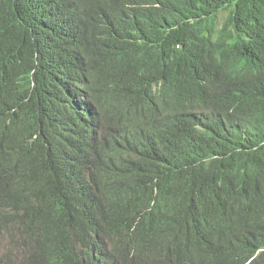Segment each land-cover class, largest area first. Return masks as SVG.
<instances>
[{
  "label": "trees",
  "instance_id": "trees-1",
  "mask_svg": "<svg viewBox=\"0 0 264 264\" xmlns=\"http://www.w3.org/2000/svg\"><path fill=\"white\" fill-rule=\"evenodd\" d=\"M0 152L28 264H264V0H0Z\"/></svg>",
  "mask_w": 264,
  "mask_h": 264
},
{
  "label": "clouds",
  "instance_id": "clouds-1",
  "mask_svg": "<svg viewBox=\"0 0 264 264\" xmlns=\"http://www.w3.org/2000/svg\"><path fill=\"white\" fill-rule=\"evenodd\" d=\"M202 116L203 114L199 113L191 116L187 120L185 127L189 130L191 136H206L207 126L201 123L200 119ZM148 140L149 135L145 140V144H147ZM114 240L118 246H126L125 242H123L119 236L116 235ZM224 241L225 235L220 228L209 225L205 226L202 229L196 254L192 259L184 261L181 264H219L221 260V246ZM26 242L27 246L31 243L28 240H26Z\"/></svg>",
  "mask_w": 264,
  "mask_h": 264
},
{
  "label": "rangeland",
  "instance_id": "rangeland-1",
  "mask_svg": "<svg viewBox=\"0 0 264 264\" xmlns=\"http://www.w3.org/2000/svg\"><path fill=\"white\" fill-rule=\"evenodd\" d=\"M228 15L224 10L219 13V21L223 22ZM27 242L21 233L4 228L0 234V260L2 264H28Z\"/></svg>",
  "mask_w": 264,
  "mask_h": 264
},
{
  "label": "bare ground",
  "instance_id": "bare-ground-1",
  "mask_svg": "<svg viewBox=\"0 0 264 264\" xmlns=\"http://www.w3.org/2000/svg\"><path fill=\"white\" fill-rule=\"evenodd\" d=\"M195 24V23H194ZM200 24V23H199ZM192 26V25H191ZM190 26V27H191ZM247 30V29H246ZM209 31V30H208ZM245 31V30H244ZM188 37V36H187ZM225 37V36H224ZM76 39V38H75ZM70 42V41H69ZM72 43V42H71ZM218 43V42H217ZM223 46H225V45H223ZM74 47V46H73ZM76 47V46H75ZM193 47V46H192ZM201 47V46H200ZM214 47V46H213ZM194 48V47H193ZM201 48H203V46L201 47ZM190 49V48H189ZM77 51V50H76ZM204 51H206L205 50V48H204ZM213 52V51H212ZM200 54V53H199ZM203 54V53H202ZM192 55V54H191ZM198 55V54H197ZM210 55V54H209ZM211 56V55H210ZM212 57V56H211ZM199 61V60H198ZM258 64V63H257ZM260 65V64H259ZM245 72V71H244ZM112 118L114 119V120H116V118L114 117V114L112 113ZM8 144V143H7ZM5 145V144H4ZM2 146V145H1ZM14 147V146H13ZM5 148V147H4ZM10 148V147H9ZM21 148V147H20ZM26 149V148H25ZM30 150V149H29ZM28 150V151H29ZM33 150V149H32ZM14 151V150H13ZM34 151V150H33ZM6 152V151H5ZM15 152V151H14ZM1 153V152H0ZM4 152H2V155H5V154H3ZM30 153H31V151H30ZM10 154H11V152H10ZM20 154V153H19ZM18 154V155H19ZM34 154V153H33ZM9 155V154H8ZM7 156V155H6ZM17 156V155H16ZM11 157H12V155H11ZM11 159V158H10ZM8 160V159H7ZM20 161V160H19ZM28 162V161H27ZM31 162H33V161H31ZM234 162V161H233ZM238 163V162H237ZM240 163V162H239ZM238 163V164H239ZM13 164V163H12ZM36 164V163H35ZM74 164H75V162H74ZM235 164V163H234ZM70 165V164H69ZM9 166V165H8ZM25 166V165H24ZM76 166V165H75ZM232 166V165H231ZM5 167H6V165H5ZM17 167H18V165H17ZM223 167V166H222ZM12 168V167H11ZM75 168V167H74ZM73 168V169H74ZM216 168V167H215ZM237 168H239V167H237ZM0 169H2V168H0ZM3 169H4V167H3ZM7 169H9V168H7ZM17 169V168H16ZM11 170V169H10ZM26 170V169H25ZM42 170V169H41ZM230 170V169H229ZM228 170V171H229ZM2 171V170H1ZM23 171V170H22ZM77 172V171H76ZM232 172V171H231ZM238 172V171H237ZM246 172V171H245ZM9 173V172H8ZM36 173V172H35ZM248 173V172H247ZM12 174V173H11ZM230 177V176H229ZM238 177V176H237ZM236 178V177H235ZM249 179H250V177H249ZM77 180V179H76ZM234 180V179H233ZM240 181V180H239ZM251 181V180H250ZM12 182V181H11ZM76 182V181H75ZM79 182H81V181H79ZM5 187H6V185H5ZM12 191V190H11ZM14 192V191H13ZM15 193V192H14ZM16 195V194H15ZM7 197V196H6ZM15 197V196H14ZM10 198V197H9ZM245 201V200H244ZM8 202H9V200H8ZM8 205V204H7ZM2 206V205H1ZM231 212V211H230ZM12 215V214H11ZM15 215V214H14ZM7 217V216H6ZM65 226H66V224H65ZM91 226V225H90ZM65 228V227H64ZM63 233V232H62ZM61 233V234H62ZM64 234V233H63ZM63 236V235H62ZM63 240V239H62ZM59 243V242H58ZM56 248V247H55ZM61 248V247H60ZM58 249V248H57ZM55 250V249H54ZM58 252V251H57ZM59 253V252H58ZM62 253V252H61ZM59 255H61V254H59ZM164 258H162V259H160V260H163Z\"/></svg>",
  "mask_w": 264,
  "mask_h": 264
}]
</instances>
